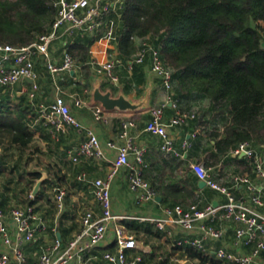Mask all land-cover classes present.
Returning <instances> with one entry per match:
<instances>
[{
    "label": "built area",
    "instance_id": "2783aa9c",
    "mask_svg": "<svg viewBox=\"0 0 264 264\" xmlns=\"http://www.w3.org/2000/svg\"><path fill=\"white\" fill-rule=\"evenodd\" d=\"M124 1L55 0L56 16L47 33L39 35L36 41L28 46H0V87L11 88L31 80L29 87L24 90L31 103L37 99L39 90L35 59L43 58L57 95L52 103L37 105L39 109L37 120L43 121L47 126L51 125L59 133L65 132L68 128L84 132L82 142L72 153L74 156L71 160L74 164L80 158L102 162L106 161V156L94 131L83 126L73 116L58 86V82L64 80L63 76L77 66L76 60L66 49L63 51L61 63L57 64L53 62L49 48L61 37L72 39L77 35H94V33L101 35L98 41L117 46V24L110 15L121 9ZM133 41L136 52L128 65L124 66L115 56L100 63L92 61L91 64L95 66L97 74L117 85L119 68L122 67L130 73L134 65H148L150 72L159 79L161 87L171 92L174 85L173 70L163 62L159 48L154 46L148 38L133 37ZM167 98L176 110V114L166 123L164 121L166 102L152 107L145 131L160 138L163 153L181 158L183 153L191 147V142L183 140L180 143V150H177L168 129L187 124L188 120L195 118L196 112H180V105L172 99L171 94ZM73 102L78 108L84 105V99L78 96L73 97ZM102 114L103 108L99 105L95 106L94 120L102 121ZM133 126L134 124L130 121L124 124L121 137H126L127 130ZM190 136L195 138L196 133ZM107 147L116 151V157L110 162L105 178L90 180L84 172L76 177L77 181L90 186L101 215L95 217L92 211L85 212L81 217L79 232L66 245L56 238L50 246L43 247L36 264H90L88 255L104 242L109 225L122 219H129L112 213L110 188L122 168H129V190L138 195L137 203L154 200L155 192L143 179L141 170L138 168L143 164L144 151L132 147L130 143L118 146L110 142ZM131 152L138 166L130 164ZM227 156L247 160L250 164V174L235 173L227 180L220 175V166L205 168L200 163L190 165L197 180L203 181L205 187L221 195L222 200L216 206L213 202L202 208H199L198 204L188 207L175 205L164 209L163 218H135V220L139 223L150 222L158 231H165L167 224L180 227L184 235L173 242V247L193 249L221 264H264V213L258 210L264 205V147L258 150L250 143L243 142L230 150ZM52 191L55 193L58 209L62 210L65 192L58 187H53ZM11 220L16 227L14 239L0 207V240L7 249L0 253V264H10L11 260L16 264H24L22 247L30 244L47 228L31 206L13 209ZM228 225L232 227L233 245L237 249H248V252H234L224 247L212 250L210 244L222 241ZM114 246L115 252L103 253L102 264H144L143 257L137 251L135 238L121 225L114 227Z\"/></svg>",
    "mask_w": 264,
    "mask_h": 264
},
{
    "label": "trees",
    "instance_id": "16d2710c",
    "mask_svg": "<svg viewBox=\"0 0 264 264\" xmlns=\"http://www.w3.org/2000/svg\"><path fill=\"white\" fill-rule=\"evenodd\" d=\"M54 2L0 0V46H28L39 35L47 33L56 16ZM110 17L117 24V56L124 66L132 61L136 52L133 37L148 38L159 48L163 62L173 70L171 97L180 108L186 100L208 103V108L201 110L202 115L199 117L197 112L187 124H203L201 119L207 120L211 114L218 118L220 128L212 127L208 133L213 144L204 167L237 161L250 170L247 160L227 155L243 142L258 150L264 147V0H125L123 7ZM100 36L94 33L68 38L72 43L67 45V51L84 69L88 67L90 49ZM140 68L134 65L130 78L126 80L118 74L119 81L125 86V94L132 89V82L138 89L137 95L142 93L143 89L138 88L144 84ZM0 102V144L6 140L9 148L27 149L33 131L26 116L33 113L32 104L21 100L10 105L4 97ZM197 140L198 134L194 145ZM40 176L35 173L31 178L35 183ZM48 177L41 191L46 184L61 186V177ZM161 177L164 180L166 176L162 174ZM154 188L160 192L161 203L166 207L196 204L193 198L198 190L197 181L189 170L183 179L174 181L170 178L166 185ZM201 191L205 198L198 204L199 208L211 203L209 197L214 192L208 188ZM30 194L25 203L33 207L40 193L34 198ZM122 223L133 229L137 238L141 233L150 237L161 236L150 224ZM57 231L62 244L72 239L65 237L62 228ZM52 237L56 239L55 233ZM173 250L181 252L180 258L195 260L198 264H221L190 248ZM162 260V257L157 258L159 264L164 263Z\"/></svg>",
    "mask_w": 264,
    "mask_h": 264
},
{
    "label": "crops",
    "instance_id": "0c3cea01",
    "mask_svg": "<svg viewBox=\"0 0 264 264\" xmlns=\"http://www.w3.org/2000/svg\"><path fill=\"white\" fill-rule=\"evenodd\" d=\"M58 41L61 43L59 47L56 46ZM69 43H72V41L64 37H61L52 43L49 52L53 62L57 64L61 63L63 51L66 50ZM56 48L59 49L57 50ZM117 54L115 44L106 43L105 41H97L90 49V57L86 62L88 65L87 69L77 65L70 73H66L63 76V81L58 80V86L62 92L61 95L71 113L83 126L90 128L97 135L102 149L105 152L106 161L98 162L93 159L80 158L79 161L74 164L71 160L72 156H74L72 153L82 142L84 132L68 128L65 132L59 133L51 125L47 126L43 121L37 120L39 116L37 105L39 103L50 104L54 101L55 96L57 95L42 57L35 59V71L38 74L39 90L37 93V99L34 103H31L27 99L26 93L24 92L25 88H28L30 85L29 81L25 84L19 83L6 90H2L3 87H0V99H3L4 97L7 104L15 105L21 100H24V103L28 101L33 107V113L26 116L30 129L33 131V137L28 148L21 149L15 146L9 148L6 140L0 144V174H3L5 177L10 176V179L13 177V181L17 180V177L14 178L16 175H19L22 180L23 178L27 180L26 183H23L22 180H20L22 186L18 188H16L12 182H7L8 185L3 186L0 190L1 209L4 212L5 222L8 225L13 239L16 235V227L11 220V211L16 208L24 209L28 207L26 206L27 203H25V200L29 193L32 195L33 188L37 182V180L35 183L33 182L34 180L31 178V175L35 173L41 175V172L45 171L47 179L49 178L48 176L53 177L54 175L62 178L61 186L46 184L42 191L40 188V197L34 204L33 208L36 214L42 218L47 229L45 232L39 233L30 244L22 247L24 264H36L42 248L48 247L52 244V241L54 240L52 237L53 233H55V238H57V234H59L57 231L58 229L60 230L62 228V230H65L64 234L66 238H73L81 228V217L85 212L92 211L95 217L101 215L98 204L91 193L90 186L77 181L76 177L81 172L86 173L90 180L103 179L107 176L110 162L116 157V151L110 150L107 147L108 143H115L118 146H124L127 143H130L132 147L144 151L142 165H137L133 152L129 154V162L133 166H138L141 170L143 179L154 190L155 197L152 201L138 204V195L129 190V168L124 167L119 171L110 188L112 213L129 219H122L109 225L104 242L99 247L94 248L88 255L90 264H102V255L104 252H115V225L123 226L128 234L137 237L135 231L126 228L122 222L135 221L139 223L135 218H163L166 205L161 203L162 198L159 195L160 192H157L158 190L154 187L166 185L170 178L174 181L183 179L186 176L187 170L195 176L190 169V165L192 163H200L204 166V160L212 149L211 145L213 143L211 142L208 133L212 127L220 128V124L211 114L207 117V120L201 119L204 121L203 124L190 122V124H185L181 127L168 129L169 135L172 137L177 150H180V143L183 140L191 142V147L183 153V157L176 158L171 154L163 153L161 151L160 138L147 133L145 131V125L150 118V109L160 103L166 102V108L164 110V121L166 123H168L169 119L176 114V110L172 107L167 98L172 91H165L161 87L159 79L150 72L148 65H143L139 71L142 74L144 84L138 86L139 89H143L142 93L137 95L138 89L132 82V89L125 94L123 91L125 86L122 84L121 80L117 85L112 84L103 76L98 75L95 66L91 64L92 61L100 63L112 56L118 58ZM117 73L122 75L123 80L129 79L131 74V72L128 73L122 67L118 69ZM83 75L87 78L88 82L84 80L78 82ZM97 81L100 82L102 91L110 88L113 90L114 96H117L122 92L133 102L142 100L145 95L148 94L146 108L126 113L119 111L106 112L103 109L102 121H95L93 118V109L97 105L101 106L99 103H92V91ZM74 96L84 99V105L81 108L74 105ZM197 104L202 106L200 109L203 111L208 108L207 102L196 103L195 101L186 100L185 103L181 105L182 109L179 107V110L180 112L183 110L184 112L197 113L199 112ZM185 107L188 108V110H185ZM16 109L19 110L18 107ZM129 121L132 122L134 126L129 127L126 137H121L124 132L123 125ZM193 133L198 134V140L195 145L193 143L195 138L190 136ZM33 144H35L33 151L28 150ZM14 148L20 150H15L16 153L11 155L9 150H14ZM21 150H28L29 154L22 156ZM218 166H220V175H223L227 180L232 174H250L251 172V170H248L244 165L239 164L237 161H229L225 163L220 162L214 167L218 168ZM162 174H165L166 176L164 180L161 177ZM196 181L198 186L199 180H197V178ZM153 183H155L154 187ZM53 187H58L65 192L61 213L56 212L55 209L56 201L55 194L52 191ZM28 189H30L29 192ZM203 189L198 187V190L194 192L193 200L196 204L203 203L204 201L203 198L205 197L201 191ZM31 198L34 197L31 196ZM156 198H159L160 200L156 201ZM209 198L211 202L216 204L220 203L222 200L221 195L216 192H212ZM190 205L194 204L190 203L181 206L188 207ZM258 210L264 213V205L258 208ZM75 222H78V224H72ZM143 223L150 224L153 229L157 230L152 223L147 221ZM159 232L161 236L160 238H157V244L159 246H164V250H166L168 256L173 255L170 260L174 261L175 264L189 263L190 261L187 258H180L179 253L181 254V252L179 250H175L176 252H174L173 249H175V247L172 246L176 239H179L184 235L183 230L178 226L167 224L165 226V231L159 230ZM232 232V227L228 225V230L222 241L212 242L210 244L212 250L217 247H224L234 252H248V249H237V247L233 245ZM138 237L144 239L150 238V236H145L142 233L139 234ZM67 242H69V240L66 241L64 245H66ZM6 250V247L3 246L0 240V253L5 252ZM137 251L138 253L140 252L139 254L143 257L144 264H154L153 262H150L149 259V257L153 258L152 250L139 251V249H137ZM174 254L177 256L176 258H174ZM10 264L16 263L11 260Z\"/></svg>",
    "mask_w": 264,
    "mask_h": 264
},
{
    "label": "water",
    "instance_id": "95a60500",
    "mask_svg": "<svg viewBox=\"0 0 264 264\" xmlns=\"http://www.w3.org/2000/svg\"><path fill=\"white\" fill-rule=\"evenodd\" d=\"M29 82H31V80H29ZM147 99H148V94H146L145 97L142 100H139L138 102H133L122 92H120L117 96H114L113 90L110 88L102 91L99 81L95 83L94 89L92 91V103L93 104L99 103L106 112H111V111H119L124 113L135 112L146 108ZM46 179H47V174L45 171H42L41 177L37 180L33 188L31 195L32 197L37 196L42 184L45 182ZM198 187L200 189L205 188V183L199 180ZM159 200H160L159 198H156V201ZM213 205L216 206V203H214ZM57 238L60 239L59 234H57Z\"/></svg>",
    "mask_w": 264,
    "mask_h": 264
},
{
    "label": "rangeland",
    "instance_id": "374dc122",
    "mask_svg": "<svg viewBox=\"0 0 264 264\" xmlns=\"http://www.w3.org/2000/svg\"><path fill=\"white\" fill-rule=\"evenodd\" d=\"M60 41H58V43H57V47H59L60 46ZM57 50L59 49V48H56ZM77 65H79L78 63H77ZM79 66H81V65H79ZM83 70V69H82ZM82 70H81V73H82ZM82 80H84V81H87V78H85L84 77V75L81 77V80H79L78 82H81ZM88 82V81H87ZM197 107H199V112H198V115L199 116H201L202 115V112H201V107L202 106H200V104H197ZM216 119V118H215ZM218 119V118H217ZM220 124V123H219ZM36 144V143H35ZM35 144H33V145H31V147H29L30 149H28V150H32L33 151V149H34V146H35ZM2 148H4V147H2ZM2 150V149H1ZM18 151V150H20V149H17V148H14V150H12V149H10L9 150V152L11 153V155H14V153H16V151ZM28 150H21V155L22 156H26L27 154H29L28 153ZM17 177V180H15V181H13L12 179H13V177H12V179H10V176L8 177H5L3 174H0V190H1V188L7 183V182H12L13 183V185L16 187V188H18V187H21L22 186V184H21V182H20V180H22V179H20V176L19 175H16V176H14V178H16ZM22 182L23 183H26L27 182V180H25L24 178H23V180H22ZM6 185H8V183L6 184ZM29 190L30 189H28V192H29ZM55 209H56V212H58V213H61L62 212V210H59L58 209V207H57V204L55 203ZM62 209H63V207H62ZM72 224H74V225H76V224H78V222H75V223H72ZM134 237V236H133ZM135 238V240H136V243H137V249H139V251H141V250H147V251H150V250H152V252H153V258L151 257H149V259H150V262H153L154 264H159L160 262H157V258L160 256V257H162L163 259H164V263L163 264H175L174 263V261H172V260H170V258L173 256V255H169V258L168 259H166V255H167V252H166V250H164L165 248H164V246H159L158 244H157V237H150V238H148V239H144V238H137V237H134ZM143 253V252H142ZM164 254H166V255H164ZM145 255V254H144ZM177 256H175V254H174V258H176ZM184 264H198V262L197 261H195V260H192V261H190L189 263H184Z\"/></svg>",
    "mask_w": 264,
    "mask_h": 264
}]
</instances>
